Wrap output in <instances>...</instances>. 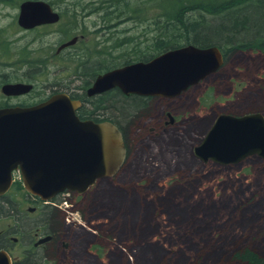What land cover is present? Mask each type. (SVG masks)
<instances>
[{"label":"rangeland","instance_id":"obj_1","mask_svg":"<svg viewBox=\"0 0 264 264\" xmlns=\"http://www.w3.org/2000/svg\"><path fill=\"white\" fill-rule=\"evenodd\" d=\"M97 1L61 0L76 25L62 30L69 31V36L85 31L83 42L98 40L99 34H86L93 27L94 15L83 18L82 14L91 11ZM100 1L102 9L92 13L110 28L105 33L115 32L118 43L126 37L132 38L130 42L139 40L142 50L143 43L151 44L154 18L164 6L160 0H128L138 13L127 20L121 14L116 17L117 3ZM104 11L111 13L107 20L102 17ZM60 25H56L55 38L42 41L53 44L63 38ZM48 31L41 28L36 33ZM133 47L132 43L118 47L120 57L115 61L134 59ZM54 66V77L64 81L73 65ZM80 70L82 74L95 72ZM166 101H148L145 112L140 107L128 129L124 161L112 177L100 179L82 197L64 191L54 197L58 204L55 225L68 245L59 257L63 264H201L198 258L202 264H239L229 256L243 244L264 259V206L250 215L247 209L236 208L250 196L251 201L261 197L264 202V160L250 155L235 164L220 165L191 153L216 115L254 110L264 115V53L234 50L198 86ZM166 105L175 122L163 127L161 107ZM18 177L12 174L13 180L19 181ZM10 197L21 214H26L29 203H21L16 193ZM71 201L77 207L69 206ZM33 218L34 214L24 218L27 224L20 227H31ZM8 225L12 226V219L0 221V228Z\"/></svg>","mask_w":264,"mask_h":264},{"label":"water","instance_id":"obj_2","mask_svg":"<svg viewBox=\"0 0 264 264\" xmlns=\"http://www.w3.org/2000/svg\"><path fill=\"white\" fill-rule=\"evenodd\" d=\"M19 13L18 23L24 27L58 19L42 1L21 3ZM222 61L214 45L185 44L98 74L86 95L117 87L123 94L173 97L215 72ZM25 88L8 84L2 90ZM78 104L58 92L33 106L0 109V195L12 183L13 172L27 193L49 200L63 191L82 194L97 179L118 171L125 158L120 131L108 121L80 120L74 113ZM191 153L220 165L250 155L264 160L263 114L216 115ZM0 264H9L4 251Z\"/></svg>","mask_w":264,"mask_h":264},{"label":"flooded vegetation","instance_id":"obj_3","mask_svg":"<svg viewBox=\"0 0 264 264\" xmlns=\"http://www.w3.org/2000/svg\"><path fill=\"white\" fill-rule=\"evenodd\" d=\"M25 1H42L46 3L52 12H56L58 19L54 22L40 23L30 27L20 25L18 23L20 4ZM67 8L68 6H63L61 0H0V109L33 106L46 100L52 94L64 92L70 99L79 102L74 109V113L80 120L108 121L116 126L121 133L126 154L127 142L122 130L133 127L135 116L132 119L130 115H135V112L133 114L125 112L120 115L118 107L121 103L126 102L125 106L131 108V110L138 105L143 106L145 112L149 108L148 101L152 99L164 101L174 99L190 87L198 86L202 80L173 97L123 94L117 87H112L98 94L86 95V89L98 74L124 64L146 61L150 58L146 60L126 59L115 66L117 62L115 60L119 59L120 56L115 32L105 33L110 28L107 29V26H103L100 16L98 17L95 13H92L93 10H91L88 13H82L83 18L91 15L95 17V20L91 22L92 31L89 30L86 34L88 32L99 34L98 40L88 39L83 42L82 39L86 38L85 31L84 33L81 31L75 34L72 33L69 36V31H63L62 27H70L72 24L71 28H73L76 25L71 20L73 13H67L69 11ZM64 17H66V20L62 21ZM98 18L101 23L99 27H96ZM59 23H61L59 32L62 35L65 34L64 37L58 42H53V44L44 43L43 38L56 37L55 28ZM41 28H48L49 31L37 35L36 31ZM129 28L128 26L122 30ZM113 29L116 30V27H113ZM30 33L34 35H30ZM57 63L73 65L71 74L64 81L57 80L54 77L56 71L54 65ZM107 63L114 64V66L97 71ZM84 68H87V70L93 69L95 72L82 74L84 71L80 69ZM81 77L82 79L79 82H74ZM8 84H22L27 88L15 93L4 92L2 87ZM168 107V105L161 107L163 121L160 125L163 127L175 122V117ZM111 109H113V112ZM251 112L260 111L254 110ZM102 178L97 179L94 184ZM15 181L17 180H13L7 191L0 195V221L7 218L12 219V226L8 225L5 228H0V251L7 254L9 264H63L59 257L63 255L68 245L60 239L62 233L55 225L58 219L56 215L58 204L53 202L55 201L53 198L41 200L37 196L27 193L22 186L14 189L13 183ZM64 192L75 194L70 191ZM85 192L78 196L82 197ZM13 193L22 197L19 199L21 203H29L25 204L26 214H21V209L19 211V208L13 205L14 203L10 197ZM70 205L71 207H77L76 202L71 201ZM35 213L37 214L35 215ZM30 214H34L31 227L21 228V224H27L25 219Z\"/></svg>","mask_w":264,"mask_h":264},{"label":"trees","instance_id":"obj_4","mask_svg":"<svg viewBox=\"0 0 264 264\" xmlns=\"http://www.w3.org/2000/svg\"><path fill=\"white\" fill-rule=\"evenodd\" d=\"M137 1L141 2V0ZM98 2L102 3L100 0ZM109 2L112 6L114 2L117 3L114 4L116 7L113 9L117 12L116 17L121 14L127 20L134 16L133 13H138V8H132L131 3L133 2L131 1L109 0ZM99 3L92 8L93 11L102 9ZM160 4L164 6L160 7L161 12L154 18L152 26L155 29L152 31L151 44L143 43L142 50L138 45L140 44L139 40L130 42L131 37L123 38L118 43L119 47L127 43L134 45L130 50L134 53L132 55L134 60H146L164 50L185 44L197 47L214 45L221 51L223 59L234 50H252L264 53V0H160ZM110 14L104 11L102 17L107 20ZM118 63L116 62L115 66ZM107 64L102 65L97 71L114 66V64ZM125 104L126 102L121 103L118 107L119 114L123 115L126 109L131 112L129 114L135 112V115H130L132 119L133 116L137 117L136 114L140 107L143 108L138 105L131 110ZM111 110L113 112V109ZM122 132H124L127 142L129 139L128 129H124ZM13 186L14 189L21 188L18 181H15ZM241 193L243 194V191ZM252 196L255 195L252 194ZM250 198L251 196L236 206L239 209H247V215H250L260 205L264 206L261 197H257L253 201ZM87 208L86 210H88ZM83 212L81 211V213ZM236 248L229 256L231 260L239 264H264L263 257L250 249L248 244ZM197 262L202 264L199 258Z\"/></svg>","mask_w":264,"mask_h":264},{"label":"bare ground","instance_id":"obj_5","mask_svg":"<svg viewBox=\"0 0 264 264\" xmlns=\"http://www.w3.org/2000/svg\"><path fill=\"white\" fill-rule=\"evenodd\" d=\"M205 77H206V76H205ZM203 79H204V78H203ZM203 79H201V80H203ZM199 81H200V80H199ZM199 81H198V82H199ZM55 196H56V195H55ZM55 196H54V197H55ZM54 197H53V198H54Z\"/></svg>","mask_w":264,"mask_h":264},{"label":"built area","instance_id":"obj_6","mask_svg":"<svg viewBox=\"0 0 264 264\" xmlns=\"http://www.w3.org/2000/svg\"><path fill=\"white\" fill-rule=\"evenodd\" d=\"M63 204H65V203H63Z\"/></svg>","mask_w":264,"mask_h":264}]
</instances>
